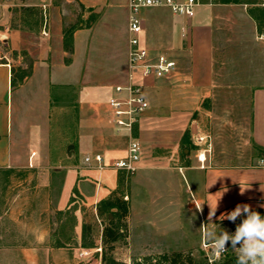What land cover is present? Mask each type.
Instances as JSON below:
<instances>
[{"label": "crops", "instance_id": "obj_1", "mask_svg": "<svg viewBox=\"0 0 264 264\" xmlns=\"http://www.w3.org/2000/svg\"><path fill=\"white\" fill-rule=\"evenodd\" d=\"M253 6L200 0L193 17L143 8L142 46L177 68L132 80L129 0H0V225H10L0 264H80L83 225L107 199L148 189H173L204 221L216 205L215 216L264 209V30ZM133 81L149 106L118 130L109 99ZM230 124L243 135L231 149ZM132 136L143 147L133 173L85 161L126 157Z\"/></svg>", "mask_w": 264, "mask_h": 264}, {"label": "rangeland", "instance_id": "obj_2", "mask_svg": "<svg viewBox=\"0 0 264 264\" xmlns=\"http://www.w3.org/2000/svg\"><path fill=\"white\" fill-rule=\"evenodd\" d=\"M232 120L238 122L237 119ZM225 130L228 148L231 149L243 139L242 134L238 136L240 131L237 132L233 124L226 126ZM244 142L242 140V144ZM176 196V191L166 187H160L157 192L153 189H148L147 193L136 192L135 198L131 200L122 196L126 212L120 207L108 208L100 219L95 218L88 225H83V248L77 257L80 264H112V261L135 264V261H144L149 256L158 258L174 252L191 256L195 264H236L232 259L237 254L231 249V241L226 244V252L217 257L210 251L211 245L205 238V231L211 225L209 230H214L217 235L221 230L227 231L230 236L234 235L247 214L242 213L234 222L223 218V214L204 221L195 209V203L186 206ZM154 210H157L158 215ZM0 226L10 228V225ZM106 229L115 231L118 238L111 240V235H105ZM236 247L239 248L240 244ZM82 251L88 253L81 254Z\"/></svg>", "mask_w": 264, "mask_h": 264}, {"label": "built area", "instance_id": "obj_3", "mask_svg": "<svg viewBox=\"0 0 264 264\" xmlns=\"http://www.w3.org/2000/svg\"><path fill=\"white\" fill-rule=\"evenodd\" d=\"M199 3L200 0H129V29L131 33L129 65L131 71L130 78L132 80H134L135 75L141 78L150 76L156 78L168 77L172 75L177 68L176 60L169 55L165 53L152 54L149 49L142 46L140 35L143 25L140 11L143 8L165 6L169 7L176 14L193 17ZM259 5L264 7V0H261ZM44 33L47 34L46 31ZM116 90L119 92L126 90L128 95L126 97L112 96L109 99L114 122L118 130L126 128L132 131L134 124L139 119V115L149 106L148 99L144 92V86L140 82L133 81L126 87L117 86ZM200 140H202V138H200ZM142 156V144L137 137L132 136L129 144V152L126 157L108 162L102 153H96L92 156H86L85 161L89 166L100 169L113 167L133 173L137 170ZM198 158L201 162H204L206 160V155L204 153L199 154ZM262 160H264V156L259 158L257 165L264 166V164L260 163ZM225 252L226 251L223 253ZM84 253H88V251H82L81 254Z\"/></svg>", "mask_w": 264, "mask_h": 264}, {"label": "clouds", "instance_id": "obj_4", "mask_svg": "<svg viewBox=\"0 0 264 264\" xmlns=\"http://www.w3.org/2000/svg\"><path fill=\"white\" fill-rule=\"evenodd\" d=\"M260 163L264 164V160ZM244 190H241V194ZM216 210L217 205L214 209L210 207V219L215 216ZM242 213L247 214L246 218L237 226L234 235L230 236L224 230L217 235L214 230H209L211 225L207 226L205 238L211 245L210 251L219 257L227 250V242L231 241V249L237 254L236 264H264V217L252 211L248 204H237L233 211L223 214V218L234 222ZM237 244H240L239 248Z\"/></svg>", "mask_w": 264, "mask_h": 264}, {"label": "trees", "instance_id": "obj_5", "mask_svg": "<svg viewBox=\"0 0 264 264\" xmlns=\"http://www.w3.org/2000/svg\"><path fill=\"white\" fill-rule=\"evenodd\" d=\"M215 1L229 2L230 0H215ZM237 1H239V0H237ZM245 2L257 4L256 7H253L250 9V13L257 20L259 31L263 32V30H264V8L261 5H259L258 2H255V1L245 0ZM72 30H73V27L66 30V36H67V33L70 32L69 33L70 41L72 40ZM13 84H15V81H13ZM186 135H187V133H186ZM106 203L108 204L109 208L117 206V207H120L122 209L124 208V212L127 211L126 207L124 206L123 202L120 199H116L115 201H112L111 199H107ZM251 210L255 211V212H259L261 216H264V209H262V208L257 207V208L251 209ZM244 214H246V213H244ZM240 216H238L237 218H239ZM105 235L106 236L111 235V240H116L118 238L117 233L115 231H112L111 229H106ZM232 260L237 261V257H235ZM112 262H113L112 264H118L116 261H112ZM135 264H195V263H194V260L191 256L184 255L181 252H174V253L163 254L161 257H158V258H155L153 256H149V257H146L144 259V261H141V262L135 261ZM225 264H227V263H225Z\"/></svg>", "mask_w": 264, "mask_h": 264}]
</instances>
